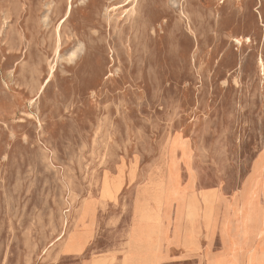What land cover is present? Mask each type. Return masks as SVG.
Segmentation results:
<instances>
[{
  "label": "rangeland",
  "instance_id": "374dc122",
  "mask_svg": "<svg viewBox=\"0 0 264 264\" xmlns=\"http://www.w3.org/2000/svg\"><path fill=\"white\" fill-rule=\"evenodd\" d=\"M218 226L206 264H264V0H0V264H197Z\"/></svg>",
  "mask_w": 264,
  "mask_h": 264
},
{
  "label": "crops",
  "instance_id": "0c3cea01",
  "mask_svg": "<svg viewBox=\"0 0 264 264\" xmlns=\"http://www.w3.org/2000/svg\"><path fill=\"white\" fill-rule=\"evenodd\" d=\"M215 233L216 232L214 230L213 239L211 240V245L208 246L209 241L204 237V232H203V230H201V232H200V235L201 236L198 239L199 240L198 241V248L200 246L203 248L202 255L201 254H197L198 250L192 251V252L184 251L185 254L183 253V257L184 258H187V259H192V260L195 259V261L197 262V264H206L207 258H212L211 256H215L217 258H220L222 256V250H223V248H222V241H221V237H220V228H219V226H218V232H217L218 234L215 235ZM171 236H172V233H171ZM216 236L219 237L220 245H221V250L219 251L218 254H214L212 252V245H213L214 241L216 240ZM172 239L175 240L174 238H172ZM174 242H175L174 244H179L180 245L179 241H176L175 240ZM160 255H161L162 258L159 260V262L160 261H163L166 258V254H160ZM243 263H244V260H243Z\"/></svg>",
  "mask_w": 264,
  "mask_h": 264
}]
</instances>
